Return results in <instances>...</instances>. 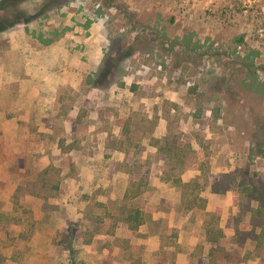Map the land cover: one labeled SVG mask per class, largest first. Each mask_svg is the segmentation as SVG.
I'll return each mask as SVG.
<instances>
[{"label":"rangeland","instance_id":"1","mask_svg":"<svg viewBox=\"0 0 264 264\" xmlns=\"http://www.w3.org/2000/svg\"><path fill=\"white\" fill-rule=\"evenodd\" d=\"M1 18L0 264H264V0Z\"/></svg>","mask_w":264,"mask_h":264},{"label":"trees","instance_id":"2","mask_svg":"<svg viewBox=\"0 0 264 264\" xmlns=\"http://www.w3.org/2000/svg\"><path fill=\"white\" fill-rule=\"evenodd\" d=\"M9 23H10V21L7 20L6 18H1L0 19V30L5 28ZM252 198L257 200L260 203V205H258V207L255 210L256 214L264 217V193L256 191L252 194ZM261 204H263V205H261ZM140 215H141V211L139 209H134V211L132 213L127 214V216L125 217L126 221H128V220L135 221L134 224H129L130 228H132V229L136 228L137 225L142 222L140 219ZM260 236L264 237V223L260 229Z\"/></svg>","mask_w":264,"mask_h":264}]
</instances>
